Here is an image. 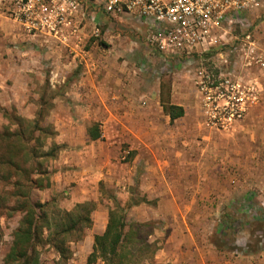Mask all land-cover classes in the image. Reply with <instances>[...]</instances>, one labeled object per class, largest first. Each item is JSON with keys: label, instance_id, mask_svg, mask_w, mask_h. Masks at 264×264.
Here are the masks:
<instances>
[{"label": "rangeland", "instance_id": "obj_1", "mask_svg": "<svg viewBox=\"0 0 264 264\" xmlns=\"http://www.w3.org/2000/svg\"><path fill=\"white\" fill-rule=\"evenodd\" d=\"M244 20L242 31L253 33L257 53L262 54L264 3L251 15L244 16ZM110 21L113 24L111 32L120 33L127 45L130 42L133 48L140 45L132 19ZM240 31L237 29L234 34ZM106 32L107 27L102 25L100 37L94 39L103 47ZM234 48H239V45L226 47L223 51L228 61V70L235 69V72L240 73L242 59L234 52ZM136 53H128L126 57L114 56L117 57V63L126 61L130 64L128 68H132L129 71L130 79L138 84L132 88L131 95L136 98L145 95V98L154 99L153 106L144 113L149 118L140 120L137 114L123 120L127 121L125 125L129 130L137 134L135 136L125 130L130 140L134 139L137 145L133 144L134 141L122 145L119 155L121 162L129 164L125 170L121 169L122 174L130 175V178L122 184L102 178L96 184L88 185L87 188L94 195L77 204L88 203V208H93L90 213L91 226L82 233L75 232L69 236L68 239L72 241L67 243L70 253L65 263L49 241L66 220L64 211L67 210L61 208V200L71 198V190L80 192L81 185L72 181L65 187L66 190L54 195L46 207L49 230L43 232L44 242L38 246L40 264H86L93 246L87 236L98 232L97 227L103 222L107 223L108 213L115 207L120 208L124 214L127 225L125 231L128 234L130 224L145 225L126 237L122 264H155V256L161 254L163 249L166 252H182L183 257L189 262L193 261V264H198L201 257H208L207 262L214 263V255H217L218 260L222 257L225 264H231L232 261H237V264H264V65H256L252 70L257 79L254 78L258 100L244 119L225 130L209 129L202 122L201 97L193 82V75L201 66L215 71V65L223 63L217 51L194 58L190 66H186L182 60H169L163 64L157 61V55L149 57L154 58V61H149L147 57ZM262 59L264 62L263 56ZM143 65L147 68L143 69ZM143 81L147 86L141 84ZM158 82L161 84L159 105L155 103L158 98ZM172 84L177 88L172 89ZM38 90L46 95V112L51 109L49 99L55 90L52 92L51 89L41 87L34 89V92L38 93ZM163 103H174L182 107L183 116L170 123L163 112ZM140 104L144 105L145 101ZM7 116L9 119L3 128L8 124H19L25 132L24 141L28 142V133L34 131L28 120L20 119L13 111H9ZM45 128V132L36 134V138H41L43 152L49 153L52 150L54 156H58L63 146L51 147L50 143L55 142L48 143L49 137L45 146L44 138L53 133V127L49 125ZM39 145L37 143L36 147ZM2 147L4 144L0 143V149ZM129 147L133 149L129 150ZM16 160L26 169V173H42L43 178L37 177L35 181L40 182L42 179L43 185L39 184L32 189L46 186L45 182L50 183L52 175L48 166H45L46 160L37 159L41 167L35 166L38 163L35 160H27L26 163L23 157ZM2 175L7 174L4 172ZM27 186H24L25 191ZM13 193L6 183L0 185V264H3L12 235L22 219V210L18 207L21 198L15 197ZM30 199L38 203L31 197V191ZM77 204L68 211L76 214ZM49 232L51 236H48ZM179 240L182 244L175 248ZM153 249L155 251L152 254ZM185 252L187 254H183ZM94 264L103 262L97 258Z\"/></svg>", "mask_w": 264, "mask_h": 264}, {"label": "crops", "instance_id": "obj_2", "mask_svg": "<svg viewBox=\"0 0 264 264\" xmlns=\"http://www.w3.org/2000/svg\"><path fill=\"white\" fill-rule=\"evenodd\" d=\"M95 20L107 27L102 43L104 47L91 37L94 25L86 18L81 21L79 36L69 39L68 46H65L51 38L28 36L12 21L0 16V132L7 124L5 114L9 111L26 120L42 117L41 127H53V136L48 138V143L53 141L59 147L63 146V150L49 162L46 160L45 166L52 175L50 183L45 182L46 186L42 188H33L31 197L39 203L50 202L54 195L66 190L72 181H77L81 191L71 190V198L61 200V208L67 211L75 204L92 198L94 192L87 188L89 184H96L102 178L122 184L130 178V175L122 174L121 169L125 170L129 164L121 162L119 155L122 145L133 141L137 145V142L130 140L128 131H125L129 130L125 125L127 121L123 120L137 114L140 120L149 118L144 113L154 104V99L145 98V95L137 98L131 95L132 88L138 84L130 79L132 68H128L130 64L126 61L117 63L114 56L126 57L128 53L137 52L139 54L136 55L154 61L149 57L155 55L142 44L137 45V49L131 47L132 42L127 45L120 33L111 32L113 24L106 15L96 13ZM261 55L264 57V51ZM156 58L163 64L169 62H163L158 55ZM142 68L147 67L143 65ZM252 70H243V73L254 79ZM141 84L147 86L145 81ZM41 87L52 92L55 90L49 99L51 109L46 112V95L41 90L34 92ZM160 88L158 82L157 105ZM171 88H175L174 84ZM143 101L145 104H140ZM93 127L100 134L97 139L89 136ZM129 131L137 135L132 129ZM105 226L103 222L97 227L98 232L87 236L91 244L94 236L101 234ZM181 244L180 240L177 241L175 248ZM166 251L163 249L155 256V264H193L183 257L182 252ZM208 253L213 256L211 251ZM214 256V263L207 262L208 257L205 260L201 257L198 264H225L222 257L218 260L217 255ZM231 264H237V261Z\"/></svg>", "mask_w": 264, "mask_h": 264}, {"label": "built area", "instance_id": "obj_3", "mask_svg": "<svg viewBox=\"0 0 264 264\" xmlns=\"http://www.w3.org/2000/svg\"><path fill=\"white\" fill-rule=\"evenodd\" d=\"M264 0H0V16L16 24L28 36L51 38L68 46L78 37L81 21L93 23L91 37L98 39L102 24L96 13L109 19L130 18L139 44L163 62L194 58L217 51L223 63L215 71L201 66L193 82L201 97L202 122L206 128L225 130L244 119L256 104V81L243 70L263 66L262 55L251 31H242L244 16ZM240 29L239 34L234 31ZM238 35V36H237ZM234 48L241 56L242 72L228 70L223 49ZM233 68V67H232Z\"/></svg>", "mask_w": 264, "mask_h": 264}, {"label": "trees", "instance_id": "obj_4", "mask_svg": "<svg viewBox=\"0 0 264 264\" xmlns=\"http://www.w3.org/2000/svg\"><path fill=\"white\" fill-rule=\"evenodd\" d=\"M162 108L165 115L169 117L170 123L184 114L182 107L177 105H164L163 103ZM5 115L9 119L7 113ZM41 118L27 121L34 129V131L28 133V136H30L28 142L24 141L25 132L19 124H8L0 132V143L4 144V147L0 149V185L3 186L6 183L13 190L15 197L21 198L18 207L22 210L20 225L12 235V242L3 259V264H40L38 246L44 242L42 240L43 232L49 230V217L46 207L49 206L50 202L33 203L30 199V188L32 189V187L39 184L40 186L43 185L41 183L42 179H40V182L35 181L37 177L43 178L42 173L35 175H32V172L26 173V169L16 160L21 157L24 158L25 163L27 160H35L38 162L35 166L41 167V163L37 159L49 160L55 158V152L52 150L49 153L43 152L44 146H41V138L39 140L36 138V134L40 135L46 130V128L40 126ZM52 135L53 133L44 138V144L46 139ZM89 136L91 139L99 138L100 134L96 127L89 130ZM37 143L40 145L36 147ZM50 144L51 147L59 148L55 143ZM3 167H5L4 172L7 175H2L4 173L2 172ZM24 186H27L26 191ZM88 206H90L88 203L77 204L75 206V209H77L76 214L71 211H64L66 220L61 224L63 227L54 232L52 239L49 241V244L58 252L64 263L69 259L68 254L70 252L67 250V243L72 241L68 239L69 236L75 232L82 233L91 226L90 213L93 208H88ZM143 226L145 225L130 224L128 234L125 231L127 225L124 214L120 208L115 207L110 210L105 230L102 234L95 235L93 238L92 251L87 256L86 264H94L97 258H100L103 264H122L121 256L127 241L126 237L133 233V230L140 229ZM48 236H51L50 232ZM154 251L155 249H153L152 254Z\"/></svg>", "mask_w": 264, "mask_h": 264}]
</instances>
